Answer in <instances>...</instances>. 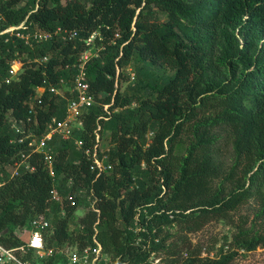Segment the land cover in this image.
Listing matches in <instances>:
<instances>
[{"label":"trees","instance_id":"1","mask_svg":"<svg viewBox=\"0 0 264 264\" xmlns=\"http://www.w3.org/2000/svg\"><path fill=\"white\" fill-rule=\"evenodd\" d=\"M21 22L76 34L32 47L0 34L3 245L18 246L15 231L45 215L51 225L44 241L52 253L32 259L36 264H69L61 248H94V238L107 257L97 264H149L152 253L176 254L166 243L169 235L162 236L165 227L177 222L198 230L253 199L262 229L239 227L231 242L243 251L264 247V0H0V31ZM85 50L95 103L83 112L81 129L49 142L50 175L27 141L9 142L11 120L29 115L41 135L51 117L62 118L67 97L45 91L34 98L35 88L72 74ZM45 55L46 62L34 61ZM17 57L22 67L6 83ZM131 61L140 65L134 91L125 95L117 69ZM147 65L161 73L148 72ZM30 105L36 113L29 114ZM102 130L109 133L104 151L96 139ZM225 138L231 145L227 169L217 157ZM95 148L99 158L107 155L108 172L92 168ZM21 154L33 169L20 167L11 176L8 168ZM52 188L60 202L50 201ZM81 207L86 210L75 219ZM184 247L178 264H229L237 255L230 249L201 257L189 243Z\"/></svg>","mask_w":264,"mask_h":264},{"label":"built area","instance_id":"2","mask_svg":"<svg viewBox=\"0 0 264 264\" xmlns=\"http://www.w3.org/2000/svg\"><path fill=\"white\" fill-rule=\"evenodd\" d=\"M8 33L9 36H14L16 39L21 40L24 45L32 47L34 44H38L49 40L52 37L60 38L62 40H71L75 37L76 32L64 27H56L52 31H44L39 29H29L24 22L18 25H11L4 30L0 31V34ZM94 38V33L84 40L86 44L91 43ZM89 50L83 51L76 63L71 67L75 69L72 74L61 76L57 80V85H45L37 86L35 88L34 98L41 96L43 92H49L55 95L67 97V103L65 107L64 116L57 118L51 117L47 122L45 129L41 135L34 132L33 120L31 116H27L25 119L11 120L10 129L13 132V136L9 139L10 143H23L27 141L30 148V152H37L42 155V158L49 170L50 175H53V157L51 154V148L49 142L57 135L61 139H68L72 136L73 132L82 127V115L89 107L95 103L94 96L89 90V83L86 75L85 65L86 61L90 57ZM35 62L43 63L47 61V55L34 58ZM19 64L17 68L15 65ZM22 67V61L17 57L11 60L10 66L7 70V74L2 79L4 82L9 83L17 76L18 71ZM69 69V66H66ZM71 69V68H70ZM130 78L134 79V73L130 74ZM1 82V79H0ZM108 105H104V109ZM29 114L36 113L30 105ZM37 121V120H36ZM77 145H80V141H76ZM87 154L89 152L87 151ZM28 154H21V160L14 163L11 176L17 175L19 168L32 170L26 159ZM92 168H96L99 173L108 172L112 167L110 164H106L105 160L107 155L102 153L101 157L98 156V151L95 148L91 153ZM0 180V184H1ZM61 197L56 190L52 188L50 191V201L60 202ZM51 221L45 215H38L30 220L29 226L26 227L25 238H19L21 243L15 247H6L0 242V264H36L32 259H44L51 255L52 249L45 246L44 231L50 227ZM96 246L91 248L86 246L82 249L77 247L72 248L67 258L69 264H97L105 257H101V246L94 238Z\"/></svg>","mask_w":264,"mask_h":264},{"label":"rangeland","instance_id":"3","mask_svg":"<svg viewBox=\"0 0 264 264\" xmlns=\"http://www.w3.org/2000/svg\"><path fill=\"white\" fill-rule=\"evenodd\" d=\"M25 1V0H22ZM139 63L131 61L125 67L117 69L122 71L123 77L120 79V91L125 95H130L135 88L137 69ZM19 64L15 65L17 68ZM147 71L150 73L160 74L161 68H154L147 65ZM169 72V71H168ZM167 72V73H168ZM134 73V79L130 78V74ZM170 73V72H169ZM135 105V103H133ZM150 137V133L147 134ZM96 139L98 140L97 147L100 151H104L109 146V133L105 130L98 131ZM217 157L223 169H227L230 165L231 145L225 138L217 143ZM13 166L8 168L9 173L13 171ZM257 203L253 199H249L236 210L230 212L228 218L211 219L204 223L198 230L189 231L185 224L175 223L164 228L162 236L169 235L166 243L170 245V250H176V254L170 255L164 251L152 253L149 257V264H178L182 257H186L185 243L190 244V250L193 253H199L201 257H218L220 253L227 250H237V255L231 260L229 264H264V247L258 246L253 251H243L232 245L231 240L238 232L239 227L249 229L251 226L254 229H262L258 220L255 217ZM86 209L81 207L77 210L76 216L83 215ZM17 236L25 238L27 233L25 228L15 231ZM73 247H63L61 251L64 254L73 250ZM103 259H107L102 254Z\"/></svg>","mask_w":264,"mask_h":264}]
</instances>
